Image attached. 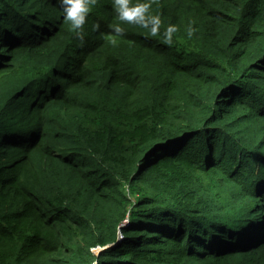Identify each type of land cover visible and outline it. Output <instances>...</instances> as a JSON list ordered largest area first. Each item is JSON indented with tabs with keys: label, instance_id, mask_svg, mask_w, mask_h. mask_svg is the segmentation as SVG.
I'll list each match as a JSON object with an SVG mask.
<instances>
[{
	"label": "trees",
	"instance_id": "trees-1",
	"mask_svg": "<svg viewBox=\"0 0 264 264\" xmlns=\"http://www.w3.org/2000/svg\"><path fill=\"white\" fill-rule=\"evenodd\" d=\"M137 3L0 0V264H264V0Z\"/></svg>",
	"mask_w": 264,
	"mask_h": 264
},
{
	"label": "clouds",
	"instance_id": "clouds-1",
	"mask_svg": "<svg viewBox=\"0 0 264 264\" xmlns=\"http://www.w3.org/2000/svg\"><path fill=\"white\" fill-rule=\"evenodd\" d=\"M93 0H59V5L63 11V18L70 25V30L83 42V26L86 23V18L90 11V4ZM151 7L150 3H137L130 5V0H114V8L120 21L127 22L128 24H137L141 28H148L149 24L145 22V15L148 13ZM159 17L152 18V27L150 28L149 35L156 36L159 32ZM189 23L186 29V34L190 38L192 37L195 29ZM99 25L94 24L93 30L98 29ZM113 31L117 35H123L124 29L115 26ZM178 29L175 25H169L164 32L163 42L171 45L173 43V33ZM111 43L115 44V39H112Z\"/></svg>",
	"mask_w": 264,
	"mask_h": 264
}]
</instances>
